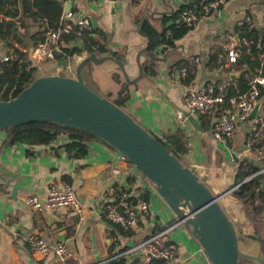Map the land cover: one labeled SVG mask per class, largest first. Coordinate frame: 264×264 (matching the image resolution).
Listing matches in <instances>:
<instances>
[{"label":"crops","instance_id":"1","mask_svg":"<svg viewBox=\"0 0 264 264\" xmlns=\"http://www.w3.org/2000/svg\"><path fill=\"white\" fill-rule=\"evenodd\" d=\"M206 1L72 0L70 10L77 18L90 20L93 36L104 47V53L97 56H110L122 61L129 79L133 80L139 76L137 58L141 64L148 63L145 54L150 40L143 28L148 27L160 35L165 27V17L177 12L182 5L195 7L196 3L202 5ZM59 2L64 11L67 4ZM244 22L259 30L264 28V0H229L218 15L202 18L172 47L166 50L158 48L154 53L155 73L144 74L130 85L128 114L155 134L182 131L188 148L183 164L201 168L199 180L214 194L229 191L241 161L262 168L259 175H264V93L258 99L263 101L257 115V120L262 122L247 120L237 123L233 138L224 144L214 135L216 110L190 112L185 104V92L192 82L197 86L211 82L224 96L237 91L236 81L241 75L234 79L231 76L241 71L227 63L225 50L231 45L230 37L236 47L239 46L235 41L238 36L236 28ZM26 23L30 33L38 30V24L31 19ZM41 26L46 27L47 24L41 22ZM25 41L30 42L29 36ZM18 47L22 48V45ZM32 50L35 58L34 48ZM0 51L4 54L2 45ZM238 53L240 55L239 49ZM83 57L84 54L74 56L72 66ZM258 57L262 60L264 56ZM195 58H198L197 63L193 62ZM37 63L38 76L45 74L53 64L40 60ZM115 67L111 62L101 65L90 63L82 70L83 80L91 90L105 96L110 93L113 99L112 85L103 82L106 77L114 82L112 74L117 71ZM183 67H187L185 75L180 73ZM72 71L73 67L69 68V72ZM189 72L193 78L186 83ZM190 118L201 131L192 126ZM4 139L5 132L0 130V264H97L151 234L155 228H164L176 219L157 194L155 186L109 144L92 141L88 144L87 154L79 157L65 152L66 136L56 138L48 146L29 148L16 144L1 150ZM114 168L119 169L118 174L113 172ZM62 177L69 178L81 213L45 206L44 210L41 206L33 209L23 203L31 195L44 199L47 188L51 184L63 183ZM261 183L263 186L264 178ZM16 184L29 188L18 190L16 198L12 199L10 193ZM123 185L145 188L143 193L148 191L151 196L149 212L146 216L140 215L137 229L130 238L124 237L119 228L104 216L106 204L114 200L117 190ZM221 202L226 207L225 213L239 220L235 202L225 200V197ZM32 234L50 244L63 242L73 253L72 259L61 263L52 255L31 254L26 239ZM169 241L177 246L178 264H197L194 256L197 257L200 246L186 226L171 231ZM245 251L250 252V246ZM256 251L260 254V250Z\"/></svg>","mask_w":264,"mask_h":264},{"label":"water","instance_id":"2","mask_svg":"<svg viewBox=\"0 0 264 264\" xmlns=\"http://www.w3.org/2000/svg\"><path fill=\"white\" fill-rule=\"evenodd\" d=\"M70 9L71 2H68L64 11ZM235 41L238 45V36ZM74 48L82 49V45L74 44L71 49ZM32 51L30 49L28 57L32 67L37 68V59L32 56ZM60 58L61 55L54 54L55 63L46 69L45 74L38 76L15 98L0 101V130L53 121L98 137L117 150L155 186L157 194L174 213L177 222L190 230L212 264H237L239 257L264 264V257L240 248L241 238L221 205L225 195L214 194L199 180L198 174L202 169L180 163L133 117L109 99L99 96L83 80L82 70L88 64L111 62L119 68L126 83L132 85L144 75L139 57L136 60L139 76L133 80L129 79L124 63L110 56L98 57L92 53L83 57L73 66V76L65 73L73 62ZM56 69H60L61 73H50ZM240 75L237 73L231 78ZM262 103V100L254 103L247 120L257 119ZM189 121L201 131L193 119ZM28 188L14 185L11 198H16L18 190ZM40 206L44 210L43 200ZM170 264L178 262L172 260Z\"/></svg>","mask_w":264,"mask_h":264},{"label":"trees","instance_id":"3","mask_svg":"<svg viewBox=\"0 0 264 264\" xmlns=\"http://www.w3.org/2000/svg\"><path fill=\"white\" fill-rule=\"evenodd\" d=\"M202 5L196 3L194 8L200 9ZM190 7L192 6L182 5L177 12L169 17H165V27L160 35L153 33L148 27L143 28V32L150 40L145 54L148 63L145 61L141 64L144 74L151 75L155 73L154 53L158 48L162 47L166 50L168 47H172L176 40L191 29L182 23H177L181 12ZM62 12L63 5L57 0H0V45L3 46L4 51V54L0 51V101H9L15 98L38 77L37 68L32 67V63L28 57V51L30 48L35 49L38 44L45 41L47 32L57 26L58 19ZM27 19H31L33 23L38 24V30L36 32L30 33L26 23ZM41 22H45L47 26L42 27ZM20 30H23V33H21ZM236 32L239 37V46L237 48L239 49L240 55L237 61L232 65L237 71H241L242 74L236 81L237 91L229 92L225 95V100L235 95L245 94L249 91L248 77L255 75L254 72L250 71L252 66H261L260 75L264 77V57L262 60L258 57V55L264 56V28L259 30L244 22L241 26L236 28ZM27 36H29L30 42L25 41ZM73 42H75V36L73 34L64 35L60 38L59 51L56 55H61V60L72 61L74 56H81L83 54L88 56L92 53L99 55L104 53L102 42H100L97 37H94L93 34L87 35L83 39L81 44L82 49H71ZM20 45H22V48L18 47ZM94 46L97 48L93 49ZM7 55H9L8 60L3 61L2 56ZM212 59L214 62L216 61V57ZM45 61L55 63L53 60ZM115 68L117 71L113 72L112 79L120 85V89L113 99H111L110 93L105 96V98L127 112V104L131 96L130 85L126 83L119 69L117 67ZM192 78L193 74L189 72L186 75L185 82H191ZM259 90L260 95L264 93L262 87H260ZM137 122L183 164V158L187 154L188 148L187 140L182 131H168L163 134H155L144 127L140 121ZM3 131L5 132V139L1 145V150L16 144H24L29 148L48 146L56 138L66 136L67 143L64 145V149L67 155L70 156L75 153L79 157H84L88 151V144L92 141L106 143L88 132L67 127L53 121L35 122L18 127H8ZM261 169L260 167L251 165L248 161H241L237 167L238 174L236 180L234 184L229 187V190H234L224 197L225 200L232 199L233 202H235L236 216L239 218L238 221H240V218H245L247 222L251 224L250 231H247L248 233H245V235L246 238L254 240L256 246L248 253L264 257V185H261V180L264 178V175H259ZM61 180L65 183H70L68 177H62ZM236 186L238 187L235 189ZM141 199L149 204L151 199L150 193L145 191L141 195ZM137 201H139V199H133L134 205L137 204ZM221 205L225 210L226 207L223 202H221ZM176 222L177 219L171 221L165 227L173 225ZM118 228L124 237H131L132 231L124 234L122 229L120 227ZM164 228H155L151 234L135 242L148 238ZM236 233L239 236L237 229ZM256 250H260V254L257 253ZM242 259L244 258L239 257L237 264H240V260ZM104 264L146 263H141L137 259L126 261L123 258H119L109 260ZM147 264H170V262L153 260Z\"/></svg>","mask_w":264,"mask_h":264},{"label":"built area","instance_id":"4","mask_svg":"<svg viewBox=\"0 0 264 264\" xmlns=\"http://www.w3.org/2000/svg\"><path fill=\"white\" fill-rule=\"evenodd\" d=\"M63 1L64 4L72 0ZM107 1V0H103ZM229 0H207L200 9L190 7L183 10L179 16L177 23H182L186 27L193 28L204 17L218 15L222 7ZM22 31V30H21ZM73 34L75 42L73 44H82L83 39L87 35L93 34V26L88 18H77L72 10L63 11L60 15L57 26L49 30L45 36V41L37 45L33 54L40 61L53 60V55L59 51V40L62 36ZM230 44L225 50L226 61L233 64L237 61L239 53L238 49L230 37ZM97 47L94 46L93 49ZM9 55L2 56L3 61H7ZM54 61V60H53ZM197 63L198 58L193 59ZM73 67V66H72ZM71 66L69 68H72ZM251 72L255 75L248 77L249 91L242 95H235L225 100L222 92L216 90L211 82L197 86L193 82L188 84L185 92V104L190 112H200L210 109L216 110L215 122V138L221 143L226 144L233 138L237 123L247 121V115L252 106L260 98L259 88L264 86V78L260 75L261 66H252ZM52 74H60V70L51 71ZM66 75L73 76V71L69 69L65 71ZM182 75L186 74V68L180 70ZM255 123H261L257 119ZM115 174L119 173V169L114 168ZM238 186L235 187V189ZM145 188H136L133 186H120L117 190L114 200L107 203L104 209V216L111 224L120 227L124 234L133 232L137 229L138 219L140 215L146 216L149 212L147 202L141 199V195ZM234 189L227 191L224 195H228ZM139 199L134 205L133 199ZM41 200L48 209L68 208L76 213H81L82 209L76 197L73 187L69 183L51 184L47 188L46 196L41 199L35 195L27 196L24 204L30 208H40ZM183 223L176 222L173 225L165 227L160 232L145 238L139 242H134L126 246L121 251L115 253L112 257L103 260L97 264H104L112 259L123 258L126 261L137 259L141 263H149L153 260H163L171 262L177 258V246L169 241V233L182 226ZM28 251L33 255L46 256L52 255L55 260L66 263L73 257V253L69 251L63 242L50 244L42 237L35 234L29 235L26 239ZM197 264H212L204 254L201 247L199 248L197 257L194 256ZM177 261V260H176Z\"/></svg>","mask_w":264,"mask_h":264},{"label":"rangeland","instance_id":"5","mask_svg":"<svg viewBox=\"0 0 264 264\" xmlns=\"http://www.w3.org/2000/svg\"><path fill=\"white\" fill-rule=\"evenodd\" d=\"M103 83L104 84L108 83V84L112 85V91L114 92V96H116V93H117L118 89H120L119 85H117V83H115V82H112V80H110L109 77H106V80H104ZM97 94L99 96H101V97L105 96V95H102L99 92ZM226 216L233 223L234 227L237 229V232H239V236L241 238V240H240L241 242L239 243L240 248L243 251H245V250H248L249 246H250V248L252 250L256 246L255 245L256 242L254 240L250 239V238H246V235H245V233H248L247 231H250V228H251L250 222H247V220L245 218H240V221H238V220H236V217L233 216V218H232L227 213H226ZM242 240H244V241H242ZM240 264H261V263L257 262V261H254V260H250V259L244 258V259L240 260Z\"/></svg>","mask_w":264,"mask_h":264}]
</instances>
